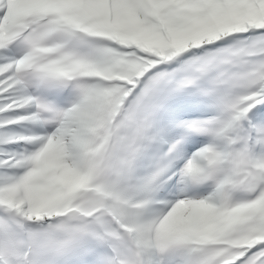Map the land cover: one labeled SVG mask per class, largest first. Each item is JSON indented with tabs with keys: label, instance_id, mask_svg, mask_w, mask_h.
Wrapping results in <instances>:
<instances>
[{
	"label": "snow or ice",
	"instance_id": "6c2138e0",
	"mask_svg": "<svg viewBox=\"0 0 264 264\" xmlns=\"http://www.w3.org/2000/svg\"><path fill=\"white\" fill-rule=\"evenodd\" d=\"M0 264H264V0H0Z\"/></svg>",
	"mask_w": 264,
	"mask_h": 264
}]
</instances>
